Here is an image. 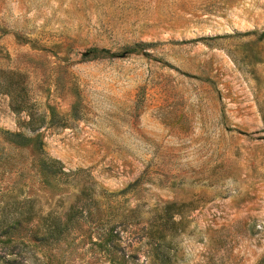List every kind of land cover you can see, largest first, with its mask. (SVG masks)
I'll return each mask as SVG.
<instances>
[{
  "label": "rangeland",
  "instance_id": "374dc122",
  "mask_svg": "<svg viewBox=\"0 0 264 264\" xmlns=\"http://www.w3.org/2000/svg\"><path fill=\"white\" fill-rule=\"evenodd\" d=\"M0 264H264V0H0Z\"/></svg>",
  "mask_w": 264,
  "mask_h": 264
},
{
  "label": "trees",
  "instance_id": "16d2710c",
  "mask_svg": "<svg viewBox=\"0 0 264 264\" xmlns=\"http://www.w3.org/2000/svg\"><path fill=\"white\" fill-rule=\"evenodd\" d=\"M13 108L16 109V111H19L18 107L13 106ZM26 124L29 125V127L32 130L37 128V126H39V124L34 123V117L32 115V112H29V120L26 122ZM5 132L13 138V139L10 138L13 142L14 140L17 143L20 142L22 144V145L19 144L20 146H25L27 143H29V141L31 142V140H33L32 143L30 144L36 150V152L38 151L37 158L39 161V166L41 168H46V170L50 171V167L54 165V162L51 159L47 158L46 155L44 154L42 148V140L38 136H35L33 139L30 138L27 139V136L20 130L15 132L5 130ZM73 214L74 211H72L71 209L70 212L66 213V217L64 218V220H61L59 216L57 215L53 216L51 213H47V215L42 217L43 222L37 224L34 228H32L33 236L35 238L38 237V239L43 241H47L46 239L49 237H53L55 239L61 238L62 232L64 231L66 232L67 230L72 228V226H74L75 223H77L75 220H73ZM20 219L17 221L18 223L21 222ZM2 231L3 233H9L10 229H8V225H7V229H4ZM93 242L97 245L102 246L108 253L109 258L113 261V230L111 227H109L108 230L106 231L100 232L98 239L93 240Z\"/></svg>",
  "mask_w": 264,
  "mask_h": 264
}]
</instances>
